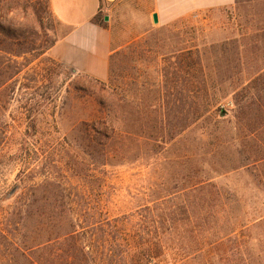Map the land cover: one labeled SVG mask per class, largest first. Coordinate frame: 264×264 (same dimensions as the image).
Instances as JSON below:
<instances>
[{
    "label": "rangeland",
    "instance_id": "rangeland-1",
    "mask_svg": "<svg viewBox=\"0 0 264 264\" xmlns=\"http://www.w3.org/2000/svg\"><path fill=\"white\" fill-rule=\"evenodd\" d=\"M102 7L114 48L109 68L120 75L112 82L48 55L65 31L49 0H0V31L12 36L0 33V81L9 76L0 85V226L16 201L42 203L41 193L54 185L74 215L87 210L83 216L136 220L140 207L212 182L242 208L233 210L241 227L264 210V163L253 161L264 134L250 131L254 117L242 109L264 104V0H237L165 23L153 22L142 0ZM208 97L209 112L192 121L191 104L202 106ZM99 100L123 104L121 119L108 117ZM96 121L125 124L126 132L109 140L104 161L77 131L81 122ZM152 124L162 128L156 139L148 138ZM175 124L186 126L175 133ZM251 234L264 264V225ZM11 237L12 256H0V264H23ZM178 249L150 264H223L216 248L207 246L205 263Z\"/></svg>",
    "mask_w": 264,
    "mask_h": 264
},
{
    "label": "trees",
    "instance_id": "trees-1",
    "mask_svg": "<svg viewBox=\"0 0 264 264\" xmlns=\"http://www.w3.org/2000/svg\"><path fill=\"white\" fill-rule=\"evenodd\" d=\"M94 21L104 25L100 13L94 16ZM0 33L9 39L12 37L2 28ZM191 64L194 67L200 65L198 56L191 58ZM182 67L180 61L178 68ZM114 75L115 70L109 68V82L116 79ZM8 78H2L0 85ZM99 101L108 117L109 114L119 115V118L123 115V104ZM212 103L208 97L202 106L191 104L192 121L209 112ZM242 109L251 110L254 117L250 131L264 134V104H244ZM185 126L175 124V133ZM174 129L168 127L166 133L174 132ZM161 130V126L152 124L148 138L156 139ZM77 131L79 140L89 143L101 161H104L109 140L126 132L122 122L113 126L97 121L81 122ZM139 131L134 130V134ZM259 139L261 143L258 142V148L253 151V161L262 164L264 154L257 152L263 149L264 136ZM263 177L264 173H260L264 191ZM228 194L212 182L194 183L180 193L140 207L136 212L139 217L133 220L129 215L114 218L83 216L87 210H79L74 215L65 202L66 194L54 185L41 193L42 203L18 200L13 204L12 211L4 217L5 223L0 226V245L4 246L0 256H12V247L11 250L9 247L13 235L16 238L14 252L23 264H150L153 258L160 259L171 253L177 255L173 252L176 245L183 258L198 256L204 263L208 259L203 252L208 246L206 250L216 248L221 253L223 264H262L250 241L251 230L264 225V210L257 208L256 213L242 220L244 223L239 227V216L233 214V210L242 208L232 199L228 200ZM48 230L50 232L45 235Z\"/></svg>",
    "mask_w": 264,
    "mask_h": 264
},
{
    "label": "crops",
    "instance_id": "crops-1",
    "mask_svg": "<svg viewBox=\"0 0 264 264\" xmlns=\"http://www.w3.org/2000/svg\"><path fill=\"white\" fill-rule=\"evenodd\" d=\"M117 0H49L54 18L65 31L48 48V55L75 72L104 81L109 74L112 47L110 25H100L94 16ZM149 15L161 23L194 12L230 8L235 0H142ZM110 19V18H109Z\"/></svg>",
    "mask_w": 264,
    "mask_h": 264
},
{
    "label": "water",
    "instance_id": "water-1",
    "mask_svg": "<svg viewBox=\"0 0 264 264\" xmlns=\"http://www.w3.org/2000/svg\"><path fill=\"white\" fill-rule=\"evenodd\" d=\"M108 19V16H104V20H107ZM152 19H153V22H158V16H157V13L154 12L152 14ZM73 70V69H72ZM17 187L13 188V190L11 191L12 193L14 192V190L16 189ZM10 194V193H9Z\"/></svg>",
    "mask_w": 264,
    "mask_h": 264
}]
</instances>
